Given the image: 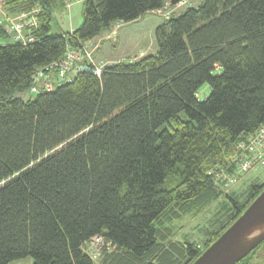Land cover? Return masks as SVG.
<instances>
[{
  "label": "trees",
  "instance_id": "16d2710c",
  "mask_svg": "<svg viewBox=\"0 0 264 264\" xmlns=\"http://www.w3.org/2000/svg\"><path fill=\"white\" fill-rule=\"evenodd\" d=\"M67 1L0 0L9 16L38 9L33 42L0 43V264H190L264 187L240 201L216 182L264 125V0L186 3L156 27L154 54L102 58L100 76L82 71L32 93L35 69L68 45L174 6L84 0L82 23L52 35V11ZM218 199L205 240L172 238L174 220ZM93 236L105 242L95 258L84 249ZM262 245L236 264H254Z\"/></svg>",
  "mask_w": 264,
  "mask_h": 264
},
{
  "label": "rangeland",
  "instance_id": "374dc122",
  "mask_svg": "<svg viewBox=\"0 0 264 264\" xmlns=\"http://www.w3.org/2000/svg\"><path fill=\"white\" fill-rule=\"evenodd\" d=\"M195 2L198 3L199 0H183L171 6L168 1L161 11L146 13L138 20L123 23L115 31H112V27L104 28L100 35L105 36V38L100 44L101 48L97 50L95 58L97 60L103 58L107 61L115 62L129 58L138 59L146 54H154L157 50L155 29L162 23L164 15L173 10L181 12L185 7L184 4L193 5ZM83 9L84 0L73 1L69 7L57 6L54 8L50 21V34L63 35L77 28L83 21ZM107 34H109L108 37L106 36ZM11 41V36L0 37V43H10ZM208 92V85L205 84L198 94L205 96ZM24 97L27 98L28 96L25 95ZM181 115L185 118L184 114ZM263 177L262 170H250L239 177L227 190L224 189V191L235 190L239 193V196L241 194L244 196L239 198L240 201H244L246 194L243 192L250 185L259 182ZM220 200L213 201L204 210L195 215H187L174 220L171 224L172 238L181 242L205 240L207 238L205 230L211 231L216 228V224H213V221L218 216L219 211L222 210L221 206L223 203ZM262 254H264V251H262ZM256 259L258 258L253 260ZM11 262H21L23 264V262H33V259L27 256ZM257 264H264V262L257 261Z\"/></svg>",
  "mask_w": 264,
  "mask_h": 264
},
{
  "label": "built area",
  "instance_id": "2783aa9c",
  "mask_svg": "<svg viewBox=\"0 0 264 264\" xmlns=\"http://www.w3.org/2000/svg\"><path fill=\"white\" fill-rule=\"evenodd\" d=\"M73 1L80 0H68L66 6L69 7ZM157 11H161V9ZM0 13V23L4 21L3 28L7 35L11 36L13 42L26 44L34 41L33 32L38 24L37 8L21 11L14 16L7 15L0 8ZM120 25L121 22L119 21L114 23L112 25L113 31ZM99 43L100 39L95 37L76 47L68 45L61 59L35 69L29 91L37 93L41 90H51L60 82L71 81L77 73L82 71H90L94 75L100 76L107 62L102 59L97 60L93 56V52L99 47ZM231 161L235 165L231 174L221 169L216 175V182L226 189L250 170L259 169L264 174V125L237 143L236 152ZM104 244L102 237L93 236L85 243L84 249L92 258H95Z\"/></svg>",
  "mask_w": 264,
  "mask_h": 264
},
{
  "label": "water",
  "instance_id": "95a60500",
  "mask_svg": "<svg viewBox=\"0 0 264 264\" xmlns=\"http://www.w3.org/2000/svg\"><path fill=\"white\" fill-rule=\"evenodd\" d=\"M182 0H171L176 4ZM264 240V187L190 264H236Z\"/></svg>",
  "mask_w": 264,
  "mask_h": 264
},
{
  "label": "flooded vegetation",
  "instance_id": "af4514ba",
  "mask_svg": "<svg viewBox=\"0 0 264 264\" xmlns=\"http://www.w3.org/2000/svg\"><path fill=\"white\" fill-rule=\"evenodd\" d=\"M262 184H264V177H263V179H261V180L259 181V183H257L256 185L261 186ZM262 251H264V245H262V247L259 248V249L256 251L254 257H252V258L250 259L249 262H253V261H255L254 264H257V261H258V262H264V254H262ZM260 254H261V255H260ZM254 258H258V259L253 260Z\"/></svg>",
  "mask_w": 264,
  "mask_h": 264
},
{
  "label": "crops",
  "instance_id": "0c3cea01",
  "mask_svg": "<svg viewBox=\"0 0 264 264\" xmlns=\"http://www.w3.org/2000/svg\"><path fill=\"white\" fill-rule=\"evenodd\" d=\"M106 36L108 37L109 34H107ZM98 37H99V39H101V41H103V39L105 38V36H103V35L97 36V38ZM9 264H21V262H10ZM23 264H32V262H23Z\"/></svg>",
  "mask_w": 264,
  "mask_h": 264
}]
</instances>
